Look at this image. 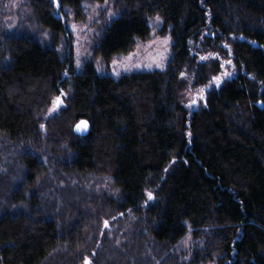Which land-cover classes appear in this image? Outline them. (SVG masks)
Here are the masks:
<instances>
[{
	"label": "trees",
	"instance_id": "16d2710c",
	"mask_svg": "<svg viewBox=\"0 0 264 264\" xmlns=\"http://www.w3.org/2000/svg\"><path fill=\"white\" fill-rule=\"evenodd\" d=\"M27 1L0 28V264H264V0H120L95 57L158 18L173 48L119 77L77 69L58 15L105 0Z\"/></svg>",
	"mask_w": 264,
	"mask_h": 264
},
{
	"label": "rangeland",
	"instance_id": "374dc122",
	"mask_svg": "<svg viewBox=\"0 0 264 264\" xmlns=\"http://www.w3.org/2000/svg\"><path fill=\"white\" fill-rule=\"evenodd\" d=\"M119 1L105 0L85 3L82 7L81 17H76L70 11L65 12L67 15L65 13L58 14L68 26L72 38L71 52L77 69L81 70L86 61H93L99 73L113 77L134 71L165 69L172 54L173 40L170 35L160 34L162 22L159 18L156 20L157 24L153 25L151 37L138 41L129 53L115 56L108 63L100 57H95L94 51L101 36L110 22L118 16ZM30 13L27 0H0V28L12 30L20 20L29 17ZM66 47L62 43L63 51ZM184 78L189 80L187 74ZM182 96L183 102L190 112L201 108L203 95L194 91L190 85L187 86ZM54 113L53 109L49 115ZM186 241L190 243L191 239L187 238ZM90 264L92 263L90 262Z\"/></svg>",
	"mask_w": 264,
	"mask_h": 264
},
{
	"label": "water",
	"instance_id": "95a60500",
	"mask_svg": "<svg viewBox=\"0 0 264 264\" xmlns=\"http://www.w3.org/2000/svg\"><path fill=\"white\" fill-rule=\"evenodd\" d=\"M82 122H86V127H85L84 124H82ZM77 125H80L82 130H77ZM90 129H91L90 123H89L88 121H86V120H80V121L74 126V132H75L77 135H80V136H86V135H88V133L90 132Z\"/></svg>",
	"mask_w": 264,
	"mask_h": 264
},
{
	"label": "snow or ice",
	"instance_id": "6c2138e0",
	"mask_svg": "<svg viewBox=\"0 0 264 264\" xmlns=\"http://www.w3.org/2000/svg\"><path fill=\"white\" fill-rule=\"evenodd\" d=\"M228 63H230V61H229ZM215 79L218 80L219 78H215ZM61 102H62V101H61L60 98L58 97V98L56 99V101H54V107L57 106V105H58L59 103H61ZM82 124H84L85 127H86V122H82ZM77 130H82L80 125H77ZM148 196H149V198H151V197H152V194L149 192V193H148ZM86 264H90V261H86Z\"/></svg>",
	"mask_w": 264,
	"mask_h": 264
}]
</instances>
